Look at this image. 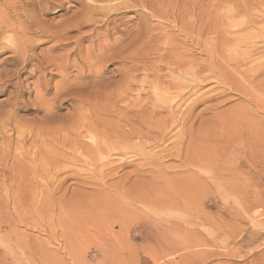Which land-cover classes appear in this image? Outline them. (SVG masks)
Wrapping results in <instances>:
<instances>
[{
    "label": "rangeland",
    "instance_id": "374dc122",
    "mask_svg": "<svg viewBox=\"0 0 264 264\" xmlns=\"http://www.w3.org/2000/svg\"><path fill=\"white\" fill-rule=\"evenodd\" d=\"M82 1L65 2L63 8L41 16L45 25L41 24L51 33L57 26L76 22L83 24L79 29L66 30L63 25L62 41L49 35L42 38L46 42L28 52L34 61L25 68L18 61L0 67V71L17 72L5 79L9 82L0 93V264H264V40L257 38L253 52L243 48L242 54L209 55L202 51L203 37L198 38L195 21L190 20L194 33L187 36L178 17L170 19L168 14L154 19L148 0L149 8L129 2L112 12L118 18L109 31L108 26L102 27V16L90 17L95 22L88 25L82 21ZM258 6L252 27L231 31L227 39L264 33V3ZM167 8L169 13L172 4ZM141 9L151 11L146 14ZM107 45L114 47H108L111 53ZM122 49L132 59H123ZM8 56L2 53L0 61ZM178 56L189 61L187 66L195 73L200 72L199 79L187 83L190 89L180 93L182 97H170L171 106L179 112L191 107L186 128L190 133H182L178 123L163 138L132 146L111 159L91 161L77 145L101 139L93 136L95 132L74 131L73 124L83 122L85 116L96 122L104 118L101 112L122 111L139 99L146 101L155 76L165 84L177 76ZM56 57L59 65L61 58L67 65L62 66V76L44 64ZM100 61H106L105 65ZM152 70L157 72L154 76ZM219 70L228 73L225 80L220 79ZM127 72H134L133 76ZM121 92L125 94L119 99ZM187 148L189 164L180 156ZM122 162L145 163L147 171L157 169L176 177H146L136 183L135 177L125 179L134 167H116ZM173 200L177 206L171 204ZM184 236L190 237L183 243L186 246L181 244ZM168 240L179 244L168 249Z\"/></svg>",
    "mask_w": 264,
    "mask_h": 264
},
{
    "label": "bare ground",
    "instance_id": "6f19581e",
    "mask_svg": "<svg viewBox=\"0 0 264 264\" xmlns=\"http://www.w3.org/2000/svg\"><path fill=\"white\" fill-rule=\"evenodd\" d=\"M70 1H78L79 0H0V55L2 53H10V56H8L7 58H5V60H1L0 61V67L4 64H7V63H11L12 65L18 61L21 65H23L22 68H25L26 66H28L29 64L32 63L33 60V55H30L28 56V52L34 50L38 44L42 43L41 41L42 38L44 37H47V35L50 36V39H56L60 41L61 40V37L63 36L62 35V31L65 32V30H62V26L64 25H60V26H57V31L54 33H51V29L50 31L48 30L49 27L46 26L45 28V24L43 23V21L41 22V16L42 15H45L47 14L48 11L50 10H53V9H61L64 7L65 5V2H70ZM150 0H148V6H152L150 7V9L152 11V15L155 17H153L154 19H159V18H156V17H161L163 15V17L165 18L166 15L168 14H171V17L170 19H177L178 17V23L179 21H181V25H182V28L183 29V33H185V35L188 36V34L190 35L191 33H194L193 31V24L190 28V26L188 24H190V20L192 22H196L197 23V36L198 38L200 39V37H203V42L204 44L202 45L203 47V52H205L206 54H212V53H215L216 56H221L223 54H228V53H239V54H242L240 53V50L241 49H245L247 51L251 50V48L254 47V43L255 41L257 40V38H262L264 40V33H260L259 35L255 34V35H248V36H243V37H239L238 38H233V39H227V36H228V33H230L231 31H241V30H246L247 28H251L254 24V19L257 18H253V11H254V7H256V10H258L257 6L258 5H261L264 3V0H211L212 1V5L210 6L209 3V0H174V1H171V0H155V3L154 4V0H153V4L149 2ZM209 3H208V2ZM83 4L81 5L83 7V15H82V21L83 19L86 20L85 24L88 25L90 23L88 22H91L93 21L92 18L90 19V17H93L95 16L96 18V15H99V16H102L103 17V20L101 21L102 23V27H107V29L109 28V26H111L112 24L114 25L115 23V19L118 18V16H113L114 14H111L112 12H115V11H120V7H123V6H126L129 2H130V5L132 2L135 3L136 6H139V7H145L146 6V2L145 0H83L82 1ZM152 2V1H151ZM207 2V3H206ZM81 3V2H80ZM170 4H172V9L169 11L168 13V8L167 6H169ZM129 5V6H130ZM132 7V6H131ZM146 6V8H149ZM260 7V6H258ZM128 7H125V9L127 10ZM155 8V9H154ZM263 8V7H262ZM124 9V10H125ZM134 10L138 9V8H133ZM168 9V10H167ZM195 9H199L198 10H195ZM142 10V9H141ZM146 9H144L145 11ZM149 10V9H148ZM147 11L150 13V11ZM263 10V9H262ZM133 11V10H131ZM140 11V10H138ZM137 11V12H138ZM142 10V12H144ZM176 11L178 12V14L176 15ZM194 11H198V14L197 15H194L193 12ZM260 11V10H259ZM264 11V10H263ZM146 12V11H145ZM146 12V14H147ZM116 13V12H115ZM125 13V12H124ZM136 13V12H135ZM140 13V12H139ZM138 14V16H140L141 14ZM148 13V14H149ZM175 13V14H174ZM264 13V12H263ZM239 14H244L247 18H244L243 16V19L238 17L237 15ZM144 16V14H142ZM165 15V16H164ZM239 15V16H241ZM264 15V14H263ZM137 16V17H138ZM148 16V15H147ZM193 16H197V19H193ZM262 16V15H261ZM77 17H81V16H77ZM117 17V18H116ZM142 17V16H141ZM168 17V16H167ZM76 18V17H75ZM145 18V17H144ZM149 18V16H148ZM151 18V17H150ZM162 18V17H161ZM160 18V19H161ZM262 18V17H261ZM73 19V18H72ZM78 19V18H77ZM167 19V18H166ZM80 20V19H79ZM78 20V21H79ZM122 20V19H121ZM261 20V19H260ZM264 20V19H263ZM263 20L261 21V23L263 22ZM81 21V22H82ZM98 21V20H97ZM96 21V22H97ZM256 21V20H255ZM95 22V21H93ZM92 22V23H93ZM117 22V21H116ZM120 22V20H119ZM176 22V21H173V23ZM44 25H42V24ZM75 22L73 21V24ZM84 23V22H83ZM100 23V24H101ZM84 24V25H85ZM94 24V23H93ZM97 24V23H95ZM111 24V25H110ZM69 25H71L69 23ZM83 25L82 23H77L74 24L73 26H68L66 27V24L64 25V29L66 30H70V29H79V26ZM112 25V26H113ZM195 25V24H194ZM256 25V24H255ZM44 26V27H43ZM93 26V25H92ZM98 26H99V23H98ZM118 26V25H117ZM180 26V25H179ZM251 26V27H250ZM85 27V26H83ZM82 28V27H81ZM179 28V30H180ZM264 28V27H263ZM73 29V30H74ZM106 29V30H107ZM150 30V29H149ZM250 30V29H249ZM52 31H54V29H52ZM76 31V30H75ZM79 31V30H77ZM76 31V32H77ZM92 31V30H91ZM109 31V29H108ZM193 31V32H192ZM257 31H259L257 29ZM67 32V31H66ZM88 32V31H87ZM107 32V31H106ZM153 32V31H152ZM243 32V31H241ZM247 32V31H246ZM8 33H10V35H8ZM92 33V32H91ZM97 33V32H95ZM140 35H143L141 34V32H139ZM145 33L144 35H148L149 32H143ZM235 33V32H234ZM259 33V32H258ZM93 34V33H92ZM99 33H97L96 35H98ZM154 34V33H153ZM86 35V34H85ZM95 35V34H94ZM95 35V36H96ZM137 35V34H136ZM237 35V34H236ZM139 36V34H138ZM149 36V35H148ZM191 36V35H190ZM192 36H194L192 34ZM258 36V37H257ZM32 37H35V39H33ZM88 37V35H87ZM105 37V36H104ZM125 37V36H124ZM141 38L144 37V36H140ZM196 37V36H195ZM82 38V37H81ZM137 38V36H136ZM164 38V37H163ZM166 38V37H165ZM194 38V37H193ZM139 39V38H138ZM168 39V38H167ZM171 39V38H170ZM48 40H49V37H48ZM55 40V41H56ZM58 40V41H59ZM106 40V39H105ZM117 40V39H116ZM140 40V39H139ZM143 40V38H142ZM146 40V39H144ZM143 40V41H144ZM193 40V39H192ZM259 40V39H258ZM262 40V41H263ZM45 41V40H44ZM43 41V42H44ZM57 41V42H58ZM136 40H134L135 42ZM138 41V40H137ZM173 40H170V43L172 42ZM260 41V40H259ZM46 42V41H45ZM191 42V41H190ZM264 42V41H263ZM103 43V42H102ZM140 43V42H139ZM197 43V42H196ZM262 43V42H261ZM63 44V43H62ZM131 44V43H130ZM143 44V43H142ZM167 44V42L165 43ZM164 44V45H165ZM174 44V43H173ZM78 45V44H77ZM117 45V44H116ZM175 45V44H174ZM173 45V46H174ZM179 45V44H178ZM228 45H231V49H227L225 48V46H228ZM115 46V45H114ZM169 46L168 45V49H169ZM172 47L171 50H172ZM177 46V44H176ZM198 46V44H197ZM262 46V45H261ZM108 47L110 48H113L114 50V47H111V46H108L107 45V49ZM141 47V46H140ZM158 47V46H157ZM258 47V46H257ZM103 48V47H102ZM102 48H100V51L102 50ZM109 48V49H110ZM125 48V47H124ZM129 48V47H128ZM156 48V47H155ZM260 48V47H259ZM106 49V48H105ZM104 49V51H105ZM108 49V50H109ZM131 49V48H130ZM167 51V45H166V48H165ZM174 49V48H173ZM156 50V49H155ZM158 50V49H157ZM176 50H179V49H176ZM200 50V49H199ZM89 51V50H88ZM107 51V50H106ZM120 51V50H119ZM117 51V53L115 54H119ZM123 51V49H122ZM242 51V50H241ZM252 51V50H251ZM250 51V52H251ZM109 52V51H107ZM132 52V51H131ZM136 49H135V53H136ZM161 52V51H160ZM253 52V51H252ZM111 53V49H110V52ZM120 53L122 54V57H124L123 59L125 60H130L132 59V57H127L126 56H129L127 53H124V56H123V53L120 51ZM169 53V52H168ZM174 53V52H173ZM127 54V55H125ZM132 54V53H131ZM58 55V54H57ZM113 54H111V56H109L108 59H110L112 57ZM120 55V54H119ZM137 55H138V52H137ZM147 55V54H146ZM168 55V54H167ZM188 55V54H187ZM41 56V55H40ZM99 56V55H98ZM107 56V54H106ZM105 56V57H106ZM118 56V55H117ZM170 56V54H169ZM175 56V55H174ZM173 56V57H174ZM30 57V58H29ZM45 57V56H44ZM52 57V56H50ZM115 58H117L116 56H114ZM121 57V58H122ZM172 58V56H170ZM177 57V56H176ZM178 60L177 62H175L174 64L177 67H175V65L173 66V68H177V76L176 77H173L172 76V79L170 82H167L168 84H165L166 82L165 81H162V79L160 78V76H155V78L153 77L157 72H153L150 71V75L151 73L153 72V78H154V81L152 80V78H150L152 81V83L150 84V90H151V95L150 97L146 94H144V96H148L147 99H143V100H146V101H143L142 100H137L136 102H133V104H131V106H129L128 108H126L125 110H123V107L121 109V105H117L120 107V109L122 111H114V112H105L102 114L101 112V115L104 116V118L102 119H99V120H95L96 122H92V121H89L87 120L86 117L88 116H85V117H82L83 118V122L82 121H78L77 123H75V125L73 124V130L74 131H80V130H85L86 132L88 133H94V135H98L100 137V141L99 138L98 140H92L91 144L87 145V144H81V145H77L78 147L81 148V150L87 154L86 156H88L90 158L91 161L93 160H96V161H102L103 159H108L110 156L114 155V154H120V152L122 151H126L128 149H130L132 146H135V147H142L143 145H145V141L147 140H154V139H157L159 137L160 138H163L165 133H169L170 129H172V125H175L179 123V129L182 133H187L188 132V128H187V122L189 120V112H190V109L191 107H186L185 110L183 112H179L177 110V108L175 107H172L171 106V95L174 94L176 96L180 95V93L182 92H185L187 91V89L189 88L188 85L190 84H187L189 82H193L192 80L193 79H199V73H195V71L190 68V62L188 61L187 63V60H183L181 59L180 56H178ZM48 58V57H47ZM46 58V59H47ZM55 58V57H54ZM60 58V57H59ZM64 58V57H63ZM121 58L119 60H121ZM135 58V57H134ZM140 58V57H139ZM165 58V56H164ZM170 58V59H171ZM175 58V57H174ZM44 59V61L46 60ZM62 59V58H61ZM61 59L59 60L60 61V65L57 63V57L56 59H52L50 60H46V63L45 66L47 64H50L51 67H53L56 71L57 74L61 75L62 76V66H63V63L61 61ZM100 59V58H99ZM104 59V58H103ZM106 59V58H105ZM114 59V58H113ZM169 59V57H168ZM177 59V58H176ZM107 60V59H106ZM112 60V59H111ZM116 60V59H114ZM135 60V59H134ZM133 60V61H134ZM175 60V59H174ZM58 61V62H59ZM104 61V60H103ZM113 61V60H112ZM122 61V60H121ZM120 61V62H121ZM124 61V60H123ZM140 61V60H139ZM172 61V60H171ZM88 62V61H87ZM101 62V61H100ZM106 62V61H105ZM105 62L104 65H105ZM110 62V61H107V63ZM167 62V61H166ZM173 62V61H172ZM194 62V61H193ZM192 62V63H193ZM102 63V62H101ZM102 63V64H103ZM119 63V62H117ZM139 63V62H138ZM142 63V62H140ZM139 63V64H140ZM144 63V62H143ZM18 64V63H17ZM42 64V63H41ZM65 64V63H64ZM88 64V63H86ZM85 64V65H86ZM92 64V63H91ZM94 64V63H93ZM96 64V63H95ZM167 64V63H166ZM173 64V63H172ZM194 64V63H193ZM38 65V64H37ZM40 65V64H39ZM49 65V66H50ZM90 65V64H89ZM138 65V64H137ZM142 65V64H140ZM154 65V64H153ZM187 65H190L189 67ZM32 66V65H31ZM34 66V65H33ZM42 66V65H41ZM48 66V65H47ZM46 66V67H47ZM77 66V65H75ZM74 66V67H75ZM154 65L152 68H158L159 66H156ZM166 66V65H165ZM170 66V64H169ZM37 67V66H36ZM39 67V66H38ZM37 67V68H38ZM43 67V66H42ZM41 67V68H42ZM64 67H67L66 66H63ZM88 67V66H87ZM93 67V66H92ZM135 67V66H133ZM142 67H144L142 65ZM149 67V66H148ZM186 67V68H185ZM101 68V67H100ZM136 68V67H135ZM141 68V67H140ZM145 68V67H144ZM160 68V67H159ZM170 70H171V66L169 67ZM51 69V68H50ZM104 69V66L102 69L100 70H103ZM93 70V69H92ZM132 70V69H131ZM130 70V71H131ZM135 70V69H134ZM133 70V71H134ZM156 70V69H154ZM159 71V69H157ZM156 70V71H157ZM229 70V69H228ZM129 71V70H128ZM136 71V70H135ZM140 71V70H138ZM149 71V70H148ZM161 71V70H160ZM175 71V70H174ZM19 72V71H18ZM147 72V71H146ZM17 72H7V70H1L0 71V93L3 92L5 86L8 84L9 81H6L5 79H8V78H12L16 75ZM20 73V72H19ZM43 73V72H42ZM97 73V72H96ZM100 73V72H99ZM128 73V72H127ZM126 73V74H127ZM131 73V72H130ZM134 73V72H132ZM131 73V74H132ZM155 73V74H154ZM159 73V72H158ZM170 73V71H169ZM66 74V73H65ZM124 74V73H123ZM130 74V75H131ZM138 74V73H137ZM141 74V72H140ZM171 74V73H170ZM174 74V73H173ZM94 75V74H93ZM97 75V74H95ZM129 75V73H128ZM129 75V76H130ZM149 75V76H150ZM160 75H161V72H160ZM219 77L220 79H224L226 78V75H228V73H224L222 70H219ZM101 75L99 74L98 77H100ZM124 76V75H123ZM122 76V77H123ZM127 76V75H125ZM133 76V75H131ZM146 76V75H145ZM169 76V75H167ZM201 76V75H200ZM234 76V75H233ZM64 77V76H63ZM128 77V76H127ZM164 77V76H163ZM162 77V78H163ZM83 78V77H82ZM96 78V77H95ZM129 78V77H128ZM135 78V77H134ZM148 78V77H147ZM166 78V76H165ZM204 78V77H203ZM228 78V77H227ZM232 78V77H231ZM240 78V77H239ZM99 79V78H97ZM96 79V80H97ZM125 79V77H124ZM133 79V78H132ZM131 77L130 79H126V85H130V82L132 81ZM136 79V78H135ZM241 79V78H240ZM66 81V78L64 79ZM130 80V82H129ZM140 80V79H139ZM138 80V82H140ZM223 80V82H224ZM229 80V83L231 82L230 79ZM227 80V82H228ZM243 80V79H242ZM100 81V80H99ZM98 81V82H99ZM120 81V80H119ZM123 81V80H122ZM121 81V82H122ZM150 81V80H149ZM218 81V80H217ZM148 82V81H147ZM197 82V80H196ZM219 82V81H218ZM72 83V82H71ZM124 83V82H122ZM150 82H148L147 84H149ZM78 84V83H77ZM121 84V83H120ZM124 84V85H125ZM136 84V83H135ZM141 84V83H140ZM146 84V85H147ZM81 85V84H80ZM185 85H187L185 87ZM224 85V84H223ZM230 85V84H229ZM240 85V84H239ZM74 86V85H73ZM119 86V85H118ZM133 86V85H132ZM191 86V85H190ZM237 86V85H236ZM59 87V86H58ZM71 87V86H69ZM130 87V86H128ZM127 87V88H128ZM135 87V86H134ZM148 87V86H147ZM240 86H237V88H239ZM68 88V87H67ZM66 88V90H68ZM73 88V87H72ZM77 88H80L77 87ZM34 89V88H33ZM64 89V88H63ZM71 88H69L70 90ZM133 88H131L130 90H132ZM144 89V88H143ZM190 89V88H189ZM240 89V88H239ZM77 90V89H76ZM192 90V89H191ZM241 90V89H240ZM239 90V91H240ZM71 91V90H70ZM69 91V92H70ZM133 91V90H132ZM238 91V90H237ZM238 91V92H239ZM57 92V91H56ZM59 92V91H58ZM60 92L62 93V91L60 90ZM115 93V92H114ZM189 93V92H188ZM191 93V92H190ZM125 93L121 92L118 96V98L120 99V97H122V95H124ZM130 94V92H129ZM149 94V92L147 93ZM187 94V93H186ZM60 95V94H59ZM69 95V94H68ZM116 95V94H115ZM128 95V94H127ZM133 95V94H132ZM130 95V96H132ZM138 95H140L138 93ZM183 95V93H182ZM38 96V95H37ZM40 96H41V93H40ZM55 96H57V94H55ZM110 96V95H109ZM112 96V95H111ZM134 96V95H133ZM143 96V97H144ZM145 96V97H146ZM181 96V95H180ZM179 96V97H180ZM88 97V96H86ZM108 97V95H107ZM106 97V98H107ZM140 97V96H139ZM178 97V98H179ZM182 97V96H181ZM56 98V97H55ZM81 98V97H80ZM101 98V97H99ZM106 98L104 97V100H106ZM108 98H111L113 99L112 97H108ZM125 98V97H124ZM129 98V96H128ZM136 98V97H135ZM186 98V97H185ZM88 99V98H86ZM184 99V97H183ZM181 99V100H183ZM188 99V97H187ZM73 100V99H72ZM85 100V98H84ZM101 100V99H100ZM115 100V99H114ZM113 100V102H114ZM132 100V99H131ZM134 100V99H133ZM180 100V98H179ZM178 100V101H179ZM180 100V101H181ZM39 101V100H38ZM43 101V100H42ZM117 102V100H115ZM122 101V100H121ZM125 101V99H124ZM174 101V99H173ZM184 102L186 101L183 100ZM254 101V100H253ZM83 102H86L83 101ZM88 104H89V101H87ZM104 102V101H103ZM112 102V103H113ZM115 102V103H116ZM127 102V101H126ZM46 103V102H45ZM79 103H80V100H79ZM98 103V102H97ZM107 103V102H106ZM41 104V103H39ZM43 104V103H42ZM41 104V105H42ZM52 104V103H51ZM50 104V105H51ZM87 104V106H88ZM108 104V103H107ZM106 104V105H107ZM117 104V103H116ZM121 104V103H120ZM173 104V102H172ZM176 104V103H175ZM175 104L173 106H175ZM180 104V103H178ZM182 104V102H181ZM44 105V104H43ZM78 105H81V104H78ZM85 103H83V105L81 106H84ZM103 105V104H102ZM105 105V106H106ZM111 105V104H110ZM183 105V104H182ZM181 105V106H182ZM46 106V104L44 105ZM90 106V105H89ZM98 106V105H97ZM94 108L95 110L98 109L99 107ZM191 106V105H189ZM43 107V106H42ZM80 108V106H77ZM85 107V106H84ZM94 107V106H93ZM119 107L117 109H119ZM87 107H85L86 109ZM90 108V107H89ZM44 109V108H43ZM49 109V108H48ZM81 109H83V107H81ZM80 109V110H81ZM107 109V108H105ZM178 109H179V106H178ZM79 110V109H77ZM79 110V111H80ZM92 107H91V110L92 111ZM181 110V109H180ZM94 111V110H93ZM97 111V110H96ZM98 111H101V109ZM6 112V111H5ZM44 112H45V109H44ZM43 112V113H44ZM48 112V111H47ZM83 113V111H81ZM88 112V110H87ZM51 112L49 111V114ZM79 113V112H78ZM86 112H84L85 114ZM91 113V112H90ZM97 113V112H96ZM99 113V112H98ZM45 114H48V113H45ZM92 114V113H91ZM100 114V113H99ZM79 115V114H77ZM86 115V114H85ZM90 115V114H88ZM46 116V115H45ZM83 116V114H82ZM98 116V115H97ZM96 116V117H97ZM100 116V115H99ZM48 117V116H47ZM90 117V116H89ZM88 117V118H89ZM81 116H80V119H82ZM192 118V116H191ZM46 120H48L47 118H44ZM78 119V118H77ZM93 119V118H92ZM97 119V118H96ZM79 120V119H78ZM44 121V120H43ZM76 121V120H75ZM94 121V119H93ZM74 123V122H73ZM38 124V123H37ZM40 124V123H39ZM38 124V125H39ZM176 125V126H177ZM174 126V127H176ZM15 127V126H14ZM53 127V126H52ZM55 127V126H54ZM50 128V127H48ZM57 128H60L59 126ZM187 128V129H186ZM34 129V128H33ZM71 129V128H70ZM42 130V129H41ZM40 130V131H41ZM49 130V129H48ZM51 130V129H50ZM49 130V131H50ZM60 130V129H59ZM24 131V130H23ZM58 131V130H57ZM1 132V131H0ZM59 132V131H58ZM57 132V133H58ZM73 131L71 130V133ZM49 133V132H48ZM53 133V132H52ZM82 133V132H81ZM190 133V132H188ZM92 135V134H90ZM76 136L78 137V135L76 134ZM97 138V137H96ZM80 141V140H78ZM75 142L77 143V139H75ZM136 145H135V144ZM49 145V143H48ZM76 145V144H75ZM188 145V144H187ZM51 146V145H50ZM48 149V148H47ZM78 149V148H77ZM137 149V148H136ZM4 151V150H3ZM2 151V153H4ZM7 151V150H6ZM52 151V150H50ZM9 152V151H7ZM81 153V152H80ZM5 154V153H4ZM11 154V153H10ZM125 154V153H123ZM136 154V153H135ZM3 155V154H2ZM41 155V154H40ZM51 155V154H50ZM4 159L6 158V154L4 155ZM8 156V155H7ZM123 156V155H122ZM135 156V155H134ZM180 156L184 159V162L188 163L190 162V150L189 148H187L186 150V153L184 155H182V152L180 154ZM32 157V156H31ZM36 157V156H35ZM52 158V157H51ZM118 158V157H117ZM87 159V158H86ZM111 159V157H110ZM116 159V158H115ZM119 159V158H118ZM123 159V158H122ZM158 159V158H157ZM125 160V158H124ZM123 160V161H124ZM136 160V159H135ZM144 160V159H142ZM160 160V159H159ZM158 160V161H159ZM4 161V160H3ZM42 161V160H41ZM45 162V161H44ZM116 162V161H115ZM140 162V161H139ZM137 163V162H136ZM43 164V163H42ZM118 164V163H117ZM57 166V165H56ZM129 166H132L134 167V170L129 174L127 175L125 179L129 180V179H133V177H135V180H136V183L138 181H141L142 179L144 178H149V179H160V180H166L168 179L170 176H168L167 174H163L162 172L159 173L157 172V169L155 171H147L145 169V163H139V164H133L132 162H122L121 164H119L118 166H116L117 168H124V167H129ZM114 168V167H113ZM156 168V165L154 166V169ZM115 170V169H114ZM117 170V169H116ZM119 170V169H118ZM189 174V173H187ZM45 175V174H44ZM48 175V174H47ZM15 176V175H14ZM40 176V174H39ZM17 177V176H16ZM176 176H171L170 178H174ZM14 178V177H12ZM18 178V177H17ZM22 178V177H21ZM52 179V176L51 178ZM145 181V179H144ZM152 181V180H151ZM170 181V180H169ZM179 183V182H178ZM170 204V203H169ZM173 204L174 206L176 205L177 206V203L173 200V202L171 203ZM180 204V203H179ZM168 206V205H167ZM181 206V205H180ZM186 234V233H185ZM189 236H184L183 240H181V244L183 243H186L189 242ZM169 241V240H168ZM173 242V243H172ZM176 243L175 245H177V243L179 244V242H176V240H171L167 243V247L168 249H172V247L174 246L173 244ZM185 245V244H183ZM186 246V245H185Z\"/></svg>",
    "mask_w": 264,
    "mask_h": 264
}]
</instances>
